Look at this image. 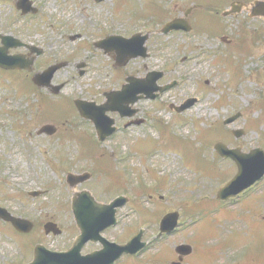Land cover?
<instances>
[{"label":"rangeland","instance_id":"rangeland-1","mask_svg":"<svg viewBox=\"0 0 264 264\" xmlns=\"http://www.w3.org/2000/svg\"><path fill=\"white\" fill-rule=\"evenodd\" d=\"M31 1L39 9L35 17H23L15 8V0H0V34L43 50L32 72L0 70V203L34 220L31 235L37 234L36 240L44 246L65 248L71 244L68 239L72 240L66 231H76L70 199L78 190L91 188L90 183L72 188L66 175L93 168L97 176L105 177L110 186L106 190L112 198L123 181L118 177L125 164L135 178L132 181L128 177L137 187V194L131 199L138 207L124 208L119 226L108 236L120 244L126 235L122 226H136L140 221L147 224L144 241L151 245L132 257L122 256L115 264H171L177 260L174 247L185 243L193 247V253L182 264H264V178L248 198L224 204L230 220L215 194L218 187L235 176L237 168L212 153L214 139L226 138L224 142L232 149L235 147L230 137L234 130L243 132L235 142L244 149L260 147L264 152V19L251 16L257 7L254 0L227 18L221 12L229 9V3L218 11L220 16L215 14L219 0ZM212 2L217 5L211 6ZM191 4H198L205 14L207 10L203 8L214 9L213 14L222 18L221 33L208 22L190 34L162 35L165 21L182 16ZM195 9L192 18L197 16ZM206 15L210 20L215 18ZM134 32L149 33V55L131 60L123 68L113 66V54L93 46L101 37H129ZM75 35L77 39L71 40ZM241 43L251 52L240 54ZM15 53L31 57L27 48L9 49V54ZM226 56L232 65L241 63L243 57L241 79L222 60ZM59 61L67 64L52 80L56 85L63 83L60 93L54 96L48 90L36 88L32 75ZM80 63L85 67L79 68ZM147 71L164 73L159 84H177L154 102H136L133 109L137 117L145 119L141 126L123 130L125 121L117 114H109L116 119L119 129L99 143L93 134L95 128L79 117L74 99L101 102L104 92L124 84V75L144 77ZM189 97H196L197 101L190 109L179 114L171 109V105L179 106ZM236 112L241 117L233 124L223 122ZM51 123L58 129L55 134L37 135L42 125ZM213 130L215 133H210ZM204 132L208 140H201ZM92 153H97V161ZM216 165L221 173L213 169L212 174L208 166ZM32 191L42 193L33 197L29 195ZM173 210L180 214L178 229L156 242L159 219ZM199 213V218L188 216ZM192 218L199 223L192 225ZM49 219L66 233L55 239L45 237L42 225ZM207 221L220 230L219 243L227 249L218 250L212 229L208 236L211 224ZM18 236L22 235L14 228L0 224V264L33 261L30 241ZM210 246L218 252L206 251Z\"/></svg>","mask_w":264,"mask_h":264},{"label":"water","instance_id":"water-1","mask_svg":"<svg viewBox=\"0 0 264 264\" xmlns=\"http://www.w3.org/2000/svg\"><path fill=\"white\" fill-rule=\"evenodd\" d=\"M29 5L27 0L22 2L21 7L24 8ZM256 13L264 14L263 3L259 5V8L256 9ZM188 28L187 21L182 19L175 18L174 20L166 23L162 30V33H167L176 29L186 30ZM147 35L141 37L139 34L133 35L130 39H125L117 36H111L106 40H103L100 44L105 50L116 51L117 55L115 57L116 62L123 65L127 62L126 60L134 58L135 56L145 57L146 50L143 47L144 42L146 41ZM4 47H0V67L8 69L17 68H30V60H24L20 55L8 56L7 49L10 45L11 37L4 36L2 38ZM60 66V65H59ZM59 66H51L43 73L35 75L34 82L40 86L49 85V81L52 78L53 72ZM161 73H150L148 74V79L150 80L149 85H144L143 81L138 79L130 80L129 85H125L123 89L119 92L110 93L107 95L108 101L102 106H95L84 101L76 100L75 105L78 107L80 115L87 117L92 120L94 123L97 135L100 140H105L106 136L112 134L116 128L112 127L114 121L105 115L107 110L110 111H119L121 115H131L132 113H126L128 103H134L137 99V92L146 91H156L157 89L162 92L168 90L171 85L167 84L164 87H156V79L160 77ZM61 87V86H60ZM60 87L53 88L54 92H58ZM153 97V96H152ZM194 99L189 98L186 103L176 108V111H182L190 105L194 104ZM234 118V117H233ZM233 118L228 119L226 122H231ZM45 131L48 134H51L54 129L52 126H44L40 129ZM217 151L222 156H230L236 161L238 165V172L236 177L226 184V187L220 189L217 193V197L220 199L228 198L229 196L236 195L238 192L243 191L247 187L251 186L258 179L262 178L264 175V152L256 148L250 152V154L243 155L239 152L229 151L226 147L222 145L217 146ZM72 177L69 176V178ZM84 178H81V180ZM81 199L78 201L79 205L76 203L74 205V214H76L77 221L79 220L80 224L83 225V230L87 229H96L95 235L98 234L100 229L109 226V224H115L114 220V207L122 205L124 203L122 198L114 200V202L108 207H101L98 204L92 203L91 199L88 197V192H82L80 194ZM89 201V202H87ZM81 206V207H79ZM99 209V210H98ZM7 215L5 210L0 208V215ZM9 218V217H7ZM178 213L173 212L166 214L162 217L159 232L160 234L167 233L170 234L174 231V228L178 224ZM12 224L18 230H26V222L21 221L17 218L10 219ZM46 231L50 230L55 233L59 232L57 226L52 223L45 224ZM86 235V234H85ZM91 236V235H89ZM98 236V235H97ZM142 233L137 234L132 237L129 242L126 244L117 245L115 243H108L103 239L104 248L99 250V252L91 253L87 256L80 255L81 245L86 241V237L82 236L77 239L73 248L67 251L66 253L61 252H51L47 249L42 248V246H37L35 249L34 261L31 264H113L114 261L118 260L121 257V254H132L142 250L146 246L144 242H140ZM175 251L180 254L179 259H182V256L189 254L191 247L189 245H179L175 248ZM176 264V263H175Z\"/></svg>","mask_w":264,"mask_h":264},{"label":"flooded vegetation","instance_id":"flooded-vegetation-1","mask_svg":"<svg viewBox=\"0 0 264 264\" xmlns=\"http://www.w3.org/2000/svg\"><path fill=\"white\" fill-rule=\"evenodd\" d=\"M237 1H239V0H235V1H232V0H225L224 1V5H227L228 3H229V5L232 3V2H237ZM242 2H244V1H242ZM244 4L245 5H247L248 4V2H244ZM13 5H14V3H13ZM199 7V9L201 8L199 5H196V6H194V5H192L191 4V7H189V8H187L186 10H189V13H188V17H189V24H190V26H191V28H190V30L187 32V34H190V33H193L194 32V30L198 27V29L199 30H201L202 29V25H204V24H206V23H208V22H212L211 24L213 25H215L216 26V29H217V31L218 32H220L221 31V23H222V18L220 17V18H217L214 14H213V12H214V9H212V8H210V11H208L207 13H209V14H212V15H214L215 16V18L213 19V20H210V19H208L207 18V15L204 13V12H202V11H200L199 9H198V7ZM216 6V5H215ZM218 6H221V4H218ZM214 7V6H213ZM194 8H196L195 9V12H197L196 13V17L195 18H192V11H193V9ZM224 7H222V8H216L215 10H216V12L217 13H215V14H217L218 16H220L219 14H218V11L220 10V9H223ZM185 10V11H186ZM228 10V9H227ZM224 11H222L221 12V14L223 13ZM222 17H224L223 16V14H222ZM224 18H227V17H224ZM221 33V32H220ZM217 36L219 37V36H226V35H221V34H217ZM233 38V37H232ZM242 38V37H241ZM240 38V39H241ZM224 37H223V41H224ZM249 52V51H248ZM264 55V54H263ZM263 60H264V56H263ZM121 120H123V121H125V123H126V121L127 120H130V119H123V118H121L120 117V115H117ZM136 118H138L137 117V115L134 117V119H136ZM140 120H142V123H144V121H145V119L144 118H139ZM125 123H123L122 125H124ZM142 125V124H141ZM140 125V126H141ZM132 127H137V126H132ZM130 128V127H129ZM123 129L124 130H126V129H128L127 127H126V129L123 127ZM231 134H232V132H231ZM235 138H238V137H235V135H231V141H233V143H235V146H239L240 148H242L241 150L242 151H246L247 149H245L244 150V148L241 146V144H239V143H237V142H235ZM227 161H228V159H227ZM122 170H121V173H122V175L120 176V177H118V178H120V179H122L123 181H121L120 182V186H118L119 188L116 190L118 193L117 194H115L114 195V197H109L110 195H108L109 193L107 192V186H109L107 183H106V181H104V178H101L100 176H97V174L96 173H94V172H91V177L88 179V180H86L87 182H86V184H88V183H90V192L92 193V196H93V198H94V201L97 203V202H100V203H103V204H105L106 206L110 203V201L111 200H113L114 198H116V197H118V196H122L127 202L124 204V205H122V206H120L119 208H116L115 209V213H116V224L115 225H109V227H107V228H104L102 231H101V235L106 239V240H108V241H111V236H108V233L110 232V231H112V229H114V228H116V227H118L119 226V222L121 221V217H122V210L124 209V208H127V207H130L131 205H133V208L135 209V208H137L138 207V203L136 202V201H132V199L131 198H133L132 196H135L136 194H137V191L135 190L137 187H135V184L133 183V182H131V180L133 181V179H135L132 175V173L130 172L131 171V169L128 167H126V165L125 164H123L122 165V168H121ZM97 172H99V170L97 171ZM100 173V172H99ZM128 177H130V179L128 178ZM118 178H116V179H118ZM110 187V186H109ZM255 189V186H253V187H251V188H249V189H247V191L246 192H244V193H242V194H239V195H237V197H235V198H231V199H229L228 201H226V202H230V203H234V202H237V200H239L240 198H243V197H246V198H248V196H250L249 194H251L253 191L252 190H254ZM149 198L151 197L150 195L148 196ZM0 207H3V208H5L7 211H8V213L12 216H15V217H20V218H25V219H28V220H30L32 223H34V220L32 221L31 219H30V217H28V216H26V215H24V214H18V213H15L12 209H10L8 206H6V205H4V204H1L0 203ZM253 213H254V211H253ZM257 214H258V212H257ZM238 216H242V215H238ZM243 218V217H242ZM241 218V219H242ZM50 220V219H49ZM47 221V220H46ZM139 223V225H136V226H134V225H130V226H122V227H124L125 229H126V235H124L123 236V238L122 239H120V241H119V243L120 242H125V241H127L128 239H130L131 238V236H133L134 234H136V232L137 231H140L141 229L143 230V236H142V240H146V238H147V233H146V225L147 224H141V222L140 221H138ZM1 223H4L5 225H7V226H9V227H11V228H14L12 225H11V223L10 222H8L7 220H4V218H0V224ZM74 225L76 226V231H66V232H68L70 235H72V240H71V238L70 239H68V241H70V245H68L67 247H65V248H61V247H57L56 249H55V251L57 250V251H66L67 249H69L70 248V246L72 245V243L75 241V239L77 238V236L78 235H80L81 233H82V231L83 230H81V228H80V225H78V223H76V222H74ZM33 227H34V224H33ZM35 228V227H34ZM34 228H33V230H30L28 233H23V234H21V233H19L15 228H14V230L19 234V235H22V236H18V237H20L21 239H27V240H29L30 241V243H31V247L33 246L34 247V245L37 243V242H39V241H37L36 240V235L37 234H34V235H31L33 232H34ZM94 231V230H93ZM66 232H60L61 234H65ZM60 234V235H61ZM38 235H40V234H38ZM45 237H50V238H52V239H55L56 237H60V235H58V236H56V237H54L52 234H43ZM216 240H217V243L219 242V237L217 236L216 237ZM12 241V240H11ZM12 242H14L15 243V241H12ZM40 243V242H39ZM42 244H43V242H42ZM17 246L19 247V245L17 244ZM83 246V248L81 249V254L82 255H85V254H89V252H92V251H95V250H99L100 248H102L103 246L101 245V242H100V240L99 241H94V240H91V239H88V241L86 242V243H84V245H82ZM209 251L210 252H214L215 254L217 253L216 251H215V249H214V247L213 246H211L210 248H209ZM20 256H22L21 255V253H20ZM15 258H16V256H15ZM14 258V259H15ZM14 259H13V262H14Z\"/></svg>","mask_w":264,"mask_h":264}]
</instances>
